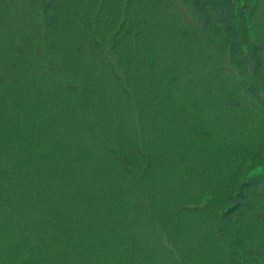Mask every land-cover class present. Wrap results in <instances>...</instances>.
I'll use <instances>...</instances> for the list:
<instances>
[{
    "label": "trees",
    "instance_id": "trees-1",
    "mask_svg": "<svg viewBox=\"0 0 264 264\" xmlns=\"http://www.w3.org/2000/svg\"><path fill=\"white\" fill-rule=\"evenodd\" d=\"M0 264H264V0H0Z\"/></svg>",
    "mask_w": 264,
    "mask_h": 264
}]
</instances>
